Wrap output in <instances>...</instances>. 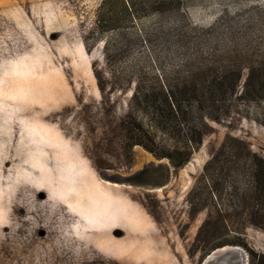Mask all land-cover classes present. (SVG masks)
I'll list each match as a JSON object with an SVG mask.
<instances>
[{"label": "rangeland", "instance_id": "rangeland-1", "mask_svg": "<svg viewBox=\"0 0 264 264\" xmlns=\"http://www.w3.org/2000/svg\"><path fill=\"white\" fill-rule=\"evenodd\" d=\"M129 1L140 19L133 24L117 0L114 15L121 23L100 32L103 0H0V264H120L71 250L63 235L75 224L50 196L86 193L70 177L77 171L89 184L112 185L104 181L110 179L157 186L168 180V174L149 180L147 156L160 159L129 140L137 76L157 87L171 70L162 40L149 42L147 33L174 34L188 16L216 31L213 41H226L230 32L250 31V20L264 13V0H179L149 14L140 4L145 0ZM247 76L245 71L242 85ZM242 90L229 116L210 121L211 133L186 166L176 169L166 159L172 167L167 188L118 189L123 197H114V220L135 228L126 264H201L214 246L238 236H199L213 211L194 215L188 195L227 136L246 141L264 158V100L241 99ZM246 234L250 248L264 255V230L249 226ZM127 246L113 249L121 254Z\"/></svg>", "mask_w": 264, "mask_h": 264}, {"label": "trees", "instance_id": "trees-1", "mask_svg": "<svg viewBox=\"0 0 264 264\" xmlns=\"http://www.w3.org/2000/svg\"><path fill=\"white\" fill-rule=\"evenodd\" d=\"M121 1L135 24L140 19L136 17L137 5L129 0ZM177 3L179 0H145L140 4L149 14L164 12ZM116 6L117 0H103L97 17L100 32L115 29L121 23V18L114 15ZM263 14L250 20V31L230 32L226 41H213L212 32L216 31L209 32L192 24L188 16L182 18L185 26L174 34L147 33L149 42L162 40L161 47L172 64L171 70L158 78L157 87L137 76L131 101L133 114L130 115L132 147L140 146L157 159H168L173 167L181 169L211 133L210 121L218 123L230 115L242 88L241 99L264 100ZM80 65L77 59L76 72L81 71ZM245 71L248 76L242 85ZM70 177L76 186L84 185L86 193L68 191L63 197L50 196L53 203L64 207L63 212L75 224L68 228L63 239L71 250L89 254L93 261L106 258L128 263L133 245L127 241L135 228L115 222L113 215L114 197L121 194L118 191L121 187L98 181L89 184L81 171L73 172ZM72 201L83 204L94 219H89ZM188 202L194 215L213 211L199 236H209L210 241L232 232L238 235L220 242L211 252L225 246H238L249 252V264H264V255L251 249L246 240L249 226L264 230V158L254 152L249 143L227 136L206 163L188 195ZM36 229L47 230L48 227L37 225ZM146 231L143 230L145 234ZM116 243L128 245L126 251L116 254L113 249Z\"/></svg>", "mask_w": 264, "mask_h": 264}, {"label": "water", "instance_id": "water-1", "mask_svg": "<svg viewBox=\"0 0 264 264\" xmlns=\"http://www.w3.org/2000/svg\"><path fill=\"white\" fill-rule=\"evenodd\" d=\"M158 162L166 161V165L160 164V165H153L149 170H147L146 175L150 177V180H152V177L154 174H159L164 177L165 174L169 175V171L172 169V167L169 164L168 160H157ZM162 180V179H161ZM159 181L157 184L160 185L164 183V180ZM167 181V180H166ZM121 182H127L130 183V181H121ZM250 256L248 252L241 249L238 246H225L222 248H218L211 252L203 261L201 264H249Z\"/></svg>", "mask_w": 264, "mask_h": 264}, {"label": "bare ground", "instance_id": "bare-ground-1", "mask_svg": "<svg viewBox=\"0 0 264 264\" xmlns=\"http://www.w3.org/2000/svg\"><path fill=\"white\" fill-rule=\"evenodd\" d=\"M146 155H147V153H146ZM148 158L146 159L147 161H146V165H160V164H164V165H166V161H163V162H158L156 159H153L150 155H148L147 156ZM166 160V159H165ZM144 163V162H143ZM143 167H145V166H143ZM137 168H138V166H137ZM147 168V167H146ZM135 170V169H134ZM133 170V171H134ZM171 171V170H170ZM135 173H136V171H135ZM138 173V172H137ZM168 177V180L167 181H165L164 183H162V184H160V185H158V186H150L149 184L148 185H139L138 183V185L136 184V185H134L133 183H127V182H118V181H110V179H104V181H106V182H108V183H111L112 185H115V186H120V187H134V186H138V187H143V188H147V189H149V191H161V190H164L165 188H167V186L169 185V182H170V178H171V172H169V175L167 176ZM155 179V178H154ZM150 180V179H149ZM151 181V180H150ZM150 183H152V182H150ZM159 184V183H158ZM152 185V184H151ZM241 248V247H240ZM242 249V248H241ZM244 250V249H243Z\"/></svg>", "mask_w": 264, "mask_h": 264}]
</instances>
